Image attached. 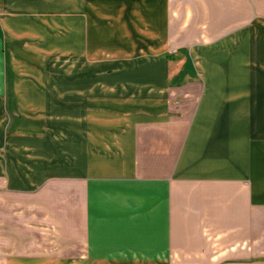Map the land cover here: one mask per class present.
<instances>
[{"label":"crops","instance_id":"crops-1","mask_svg":"<svg viewBox=\"0 0 264 264\" xmlns=\"http://www.w3.org/2000/svg\"><path fill=\"white\" fill-rule=\"evenodd\" d=\"M62 1L136 57L18 75ZM0 264H264V0H0Z\"/></svg>","mask_w":264,"mask_h":264},{"label":"rangeland","instance_id":"rangeland-1","mask_svg":"<svg viewBox=\"0 0 264 264\" xmlns=\"http://www.w3.org/2000/svg\"><path fill=\"white\" fill-rule=\"evenodd\" d=\"M20 3V2H19ZM19 5V4H18ZM69 3L68 2H60V3H43L42 4V10L38 13L40 16L46 15V14H57L59 18L55 19H48V20H42L41 22L46 23V29H42L41 27H33L32 25H27V23L22 20V25H20L19 22H14V29L16 31L17 35V42L18 46L21 45V41L29 42L34 40H43L44 39V52L46 54L52 55L54 57H62L58 59L60 64H57L55 67L51 68V65L47 63V61H44L41 56H36L35 51L40 52V48L38 50V47L32 46V51L30 55L27 56V59H24V61L15 60L16 62V68H18V75H75V76H82L85 74H92L91 67L94 65V63L98 60L103 59H111V58H118V59H129L134 58L136 55H130V53L127 51H117L113 49L112 46V39H108V45L102 44L103 42L107 43L106 41H103L100 39L99 31L96 30V28L93 29V37H92V45H93V51L92 55L89 53H86L84 50L75 49L73 44L70 43L71 48L68 45L69 39H71L70 33V21L71 19L67 16L69 14V11H72L69 9ZM97 10H100V3H93V20L92 24L95 27H100L102 25V19L100 17V13L97 12ZM14 13H16L14 11ZM65 14H67L65 16ZM21 26V27H20ZM53 26V27H52ZM111 26V25H110ZM96 30V31H95ZM43 31V32H42ZM59 32L58 38H52L51 36L48 37L49 32ZM19 33V35H18ZM48 34V35H47ZM72 34V35H73ZM108 46V47H107ZM103 47L108 48L107 50H103ZM37 48V49H36ZM60 48V49H57ZM103 52H101V50ZM61 50V53H60ZM101 52V53H100ZM17 57L20 58L21 55L24 56V52L22 53L20 50L16 51ZM88 54V55H87ZM44 56V55H43ZM27 62H26V61ZM43 60V62H42ZM191 63V62H190ZM48 64V65H47ZM56 64V63H55ZM24 66L22 69H20V66ZM193 66V65H192ZM194 67V66H193ZM197 71V68H193ZM179 85V84H175ZM196 91V89L194 90ZM194 96H191L190 100L192 103H194ZM27 133L31 135H41L43 133V130L40 126L34 125L30 128Z\"/></svg>","mask_w":264,"mask_h":264}]
</instances>
